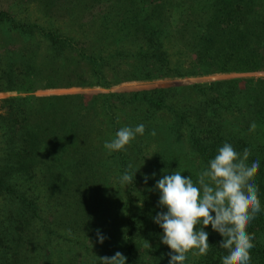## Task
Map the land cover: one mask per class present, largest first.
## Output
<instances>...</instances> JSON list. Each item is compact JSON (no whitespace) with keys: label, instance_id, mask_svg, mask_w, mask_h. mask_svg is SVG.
Wrapping results in <instances>:
<instances>
[{"label":"trees","instance_id":"obj_1","mask_svg":"<svg viewBox=\"0 0 264 264\" xmlns=\"http://www.w3.org/2000/svg\"><path fill=\"white\" fill-rule=\"evenodd\" d=\"M32 1L44 24L0 10V92L264 72V0ZM140 123L143 136L107 153ZM225 142L259 157L264 207V80L0 100V264H100L118 251L168 264L155 184L175 170L195 183ZM205 231L208 254L185 264H220L222 237ZM248 232L251 264H264V211Z\"/></svg>","mask_w":264,"mask_h":264},{"label":"clouds","instance_id":"obj_2","mask_svg":"<svg viewBox=\"0 0 264 264\" xmlns=\"http://www.w3.org/2000/svg\"><path fill=\"white\" fill-rule=\"evenodd\" d=\"M144 134L143 123L135 127L124 126L110 141L106 140L103 147L109 155L125 151L137 136ZM152 135H155L154 131ZM250 155V149L237 152L225 142L208 161L207 167L198 173L195 183L191 176L185 177L176 170L165 172L156 182L158 206L166 211L158 212L153 222L162 229L161 243L171 250L168 264H185L188 253L207 255L211 246L205 229L209 225L222 237L219 248L226 250L220 264H251L255 235L248 232V227L264 207L254 180L260 159L254 157L249 161ZM135 173L129 175L125 171L119 178L120 183L132 184ZM144 179L147 182L148 177ZM96 235L98 242L103 244L105 237L99 229ZM99 261L100 264H126V257L118 251Z\"/></svg>","mask_w":264,"mask_h":264},{"label":"rangeland","instance_id":"obj_3","mask_svg":"<svg viewBox=\"0 0 264 264\" xmlns=\"http://www.w3.org/2000/svg\"><path fill=\"white\" fill-rule=\"evenodd\" d=\"M32 0H0V10H5L13 14L18 19H23L27 22H32L38 19L40 24H44L46 18L42 15V12L38 11V5ZM237 79H261L264 80V72L262 73H216L209 76L191 77L183 79H156L153 81L143 82H128L122 83L109 88L101 87H73L69 89H45L34 90L31 92H0V100L10 97H47L54 95H67V94H95V93H108L119 92L124 90H134L153 86H172L177 84H192V83H211V82H229ZM113 188V187H112ZM112 188L109 190L112 192ZM108 193L103 197L105 204L109 203ZM52 213H54L52 211ZM48 220H51V212L45 215ZM42 243V242H41Z\"/></svg>","mask_w":264,"mask_h":264}]
</instances>
